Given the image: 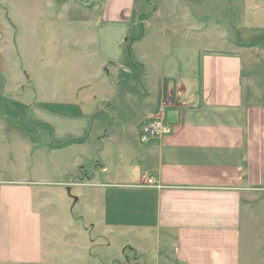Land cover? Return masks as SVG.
<instances>
[{
	"label": "crops",
	"instance_id": "0c3cea01",
	"mask_svg": "<svg viewBox=\"0 0 264 264\" xmlns=\"http://www.w3.org/2000/svg\"><path fill=\"white\" fill-rule=\"evenodd\" d=\"M62 1L64 8L57 14V0H0V264H60L59 248L52 243L60 216L55 198L66 188L68 199L75 197L74 206L81 204L84 211L80 223L65 234L73 245L63 262L105 264L88 254L96 248L106 264H252L245 261L248 233L252 236L255 227L256 237L264 234V212L258 216L255 211L250 221L247 203L257 202L264 192V46L253 56V48L240 44L264 42V34L251 38L247 33L246 39L240 29L231 40L213 31L211 47L200 61L199 22L185 21L187 33L172 40L165 21L156 19L157 9L143 21V34L136 39L130 32L138 21L122 13L116 1L102 2L96 36L85 38L94 49L81 50L100 60L102 75L97 71L100 79L87 75L69 85L75 86L72 94L79 92L77 98L84 92L87 99L81 98L73 116L63 113L71 112L72 105L62 100L51 104L53 114L33 113L32 108L25 114L19 109L25 107L23 94L9 93L39 86L25 66L39 57L41 40L33 27L51 28L45 38L49 58L67 60L72 53L66 14L75 0ZM20 22L28 30H21ZM60 22L68 26V35L56 34ZM143 43L149 54L130 62L127 49L137 56ZM105 65L112 68L103 74ZM114 70L117 78L111 81ZM56 73L49 68V76ZM72 73L71 66L64 69V80ZM55 80L49 79V85L57 86ZM123 86L132 90L121 97ZM93 93L95 102L88 100ZM93 102L99 113L110 110L120 116V109L126 111L128 116L120 120L128 137L116 141L115 130L103 127L96 137L100 160L89 174L84 161L98 113L87 116L83 108ZM143 111L160 113L172 133L140 143L135 124ZM9 113H18V118L9 120ZM24 122L26 127L18 125ZM71 139L78 141L60 145ZM50 140L52 164L34 170L28 151L32 156ZM114 143L125 149L115 164L107 148ZM10 144L16 149L6 155ZM72 147H78L73 158L68 152ZM73 168L79 170V181ZM77 187L83 193L73 196ZM67 220L73 225L77 218ZM93 232L96 238L88 243ZM257 239L264 240V235Z\"/></svg>",
	"mask_w": 264,
	"mask_h": 264
},
{
	"label": "rangeland",
	"instance_id": "374dc122",
	"mask_svg": "<svg viewBox=\"0 0 264 264\" xmlns=\"http://www.w3.org/2000/svg\"><path fill=\"white\" fill-rule=\"evenodd\" d=\"M57 8H55L57 14H61L60 12L63 10L64 5L62 0H57ZM116 1L120 11L122 13H125L127 16H132L133 21H138V25L135 27H132L130 34L133 36H139L141 35L142 31H144V24L143 21L149 17L150 14H153L158 9V15L156 16L157 20H164L167 24L168 32L166 36L168 38H173L172 40H175L176 37H182L184 36L188 30L185 29V21H194L199 22L200 24V30H199V45H200V61H202V58L204 56V53L211 47V36H213V31L216 35L220 36H226L230 35L229 38L233 40L235 36L239 37L240 29H241V35L243 38L247 39V33L248 37L254 38L255 36L263 35L264 34V0H133V2H130V0H114ZM94 0H75L72 3H70L72 6L70 10L68 11L67 18L70 21V35L72 37V53L68 55L67 60L60 59V58H49L48 55V49L46 43V35L49 36L48 29H51L48 26L38 27L37 25L33 27L35 31L39 30V36L41 42L37 44V48L39 49V57L38 58H31L26 61V69L31 74L32 79H37L39 82V86H27L25 89L19 91V89H16V91L9 93L10 96L15 95H22L24 96V99H20L23 101L25 107L19 108L22 111L27 113L32 108L33 113L37 110L42 111V113L46 114H53L49 113L55 109V107L51 104L57 103V101L62 100V103L72 105L70 107V111H64L63 113L66 115H71L77 111L79 107V102L81 101V98L87 99L88 95H84L86 93L82 92V94H79L80 97L77 98V94H72L73 90L70 88H75V86H69L70 84L74 85L80 78L82 79L85 76H92V80H98L100 79L94 75L95 72L98 71V74L96 75H102L101 70L97 69L98 65L100 63V60L90 57V55L87 57L85 53L81 54V50H88L91 51L94 49L95 44L90 42L88 43V38H93L96 36L97 26H95V21L102 19L101 14V5L103 2V5L105 6L108 2H113V0H97V3H94ZM43 9V8H42ZM62 9V10H61ZM140 14V15H139ZM66 18V19H67ZM47 19V17H45ZM65 19V20H66ZM44 20V19H39ZM59 20V19H58ZM62 21V20H61ZM20 29L28 30L26 27L23 26V23L20 22ZM33 24L35 22L33 21ZM60 26H57L55 28V32L61 33V34H67L68 32V26H65L63 22L59 23ZM176 30L174 33L172 30ZM18 28V29H19ZM247 30V32H246ZM38 33V32H36ZM51 35V34H50ZM68 35V34H67ZM24 36V35H23ZM254 36V37H253ZM44 37V38H43ZM160 37L155 39V41H159ZM86 41V43H85ZM94 42V41H93ZM245 43L240 44L241 46H245L251 49L253 56L255 54V50L261 48L264 46V42H249L247 44L249 45H243ZM149 48V45H145L144 43L140 45V49L137 50V56L136 55H129V50L125 52V56L129 58L130 62H134L138 60V58L143 57L145 53L148 55L147 49ZM136 52V51H135ZM23 53H27L26 50L23 51ZM79 55H85L86 57L80 58ZM132 53V51H131ZM250 54V53H249ZM250 56V55H249ZM146 56H144L143 59H145ZM71 63V64H69ZM80 64H84L83 67H81ZM55 67L57 73L54 76H49V68ZM69 66L72 67L73 73L71 76H67L66 80H64V69L68 68ZM103 70V74H105V71L108 72L111 70L112 67H109V65H105ZM25 69V67H24ZM106 69V70H105ZM109 69V70H108ZM69 70V69H68ZM80 71H85L86 73L82 74ZM114 75H110L109 80L112 81V78H117L116 71L114 70ZM23 76V75H22ZM27 77V76H25ZM123 77V76H122ZM157 77V76H156ZM23 78V77H22ZM121 78V77H120ZM154 78V76H153ZM49 79H56L55 83L57 86H55L54 82L52 84L54 86H50ZM29 78H26L25 81L29 83ZM3 83L6 81L5 78L2 80ZM23 82V81H22ZM32 82V81H31ZM155 82V81H154ZM31 84V83H30ZM33 85V84H32ZM11 87V86H10ZM15 88V87H14ZM132 88V87H131ZM129 90H132L130 88L126 87H120L121 91V97L124 96L125 93H127ZM70 97H67V95H70ZM63 98H61V96ZM92 99L89 98L88 100H92L95 102V93L91 94ZM34 97H36V101L40 99L41 102L34 103ZM57 100H54V99ZM32 99V101H30ZM53 99V100H52ZM93 102V104L88 108H82L86 111L85 114L88 116V114L94 115L96 113L97 120L93 124V136L90 139L88 145H87V158L84 162H86L85 165H87V171L88 173L93 172V167L96 164L97 160H100L99 156L97 155V148L100 147L101 142L99 139H97V135L99 131L104 127H108V130H115V134H117L116 141L124 142L125 139L128 137L126 132V127L123 125L121 117L125 116L127 117L128 114L126 111H124V114L122 110H119L120 116L117 112L114 115L111 113L110 110L106 112H100L99 108L96 107V104ZM74 105H77V107H74ZM99 105V103H98ZM147 112V111H146ZM61 113V112H60ZM143 115L139 116V119L137 120L135 126L140 130L141 126L145 123L151 120V118L155 117L154 115L142 112ZM115 116V119H114ZM5 117V115H4ZM11 118H18V113L8 114V119ZM76 120H81L79 118H72ZM18 125H25L24 124H18ZM23 127V126H22ZM51 143L45 144V146H41L39 151L35 152L32 156L30 155L28 151V158L27 162L29 164H33L34 170L37 169L39 166H48L52 164V160L50 159L52 155L48 157V152L50 149L48 147H51V145L54 144L53 140H50ZM38 144V142H37ZM53 147V146H52ZM8 152H6V155H11V153H14L16 146L14 144L8 145ZM78 147H72L70 151H72L71 158L76 155V151ZM109 150H111V154L113 155L114 159L117 157L118 153H124L125 149L124 147H120L114 143V145L107 146ZM35 149V151H36ZM83 149L81 150V152ZM4 154V150H3ZM68 154H66V157ZM82 156V155H81ZM111 159V156L109 157ZM69 160L68 158H66ZM66 160V161H67ZM111 161V160H110ZM116 159L114 164L116 163ZM4 163V161H3ZM113 164V165H114ZM17 165V163H16ZM20 167V166H19ZM81 167H78L80 169ZM74 169V168H73ZM74 169L73 171V178L76 177L74 180H78L79 176V170ZM79 187H77V190H74L72 195H80L83 193L82 190H78ZM67 191V193H66ZM66 194V195H65ZM70 193L68 192V188L66 190H63L62 193L58 194L55 198V204L57 210L60 212L59 219L56 221L55 225L57 228V235L53 237L52 243L56 244L59 248L58 254L60 259V264H68L67 262H63L62 258L66 252L67 247H69L71 244L65 240V234L68 231V229L75 228L80 223L79 214L83 213L84 208L81 204H75V197L68 199ZM68 196V197H67ZM64 197L66 199H64ZM248 216L249 220L254 222L253 214L256 211L257 215L260 216L261 211L264 212V192L263 195L260 197V199L257 200V202H252L249 200L248 202ZM73 205V207H71ZM73 216V218H77L75 223L73 225H70L68 223L67 217ZM88 216H90V212L88 209ZM89 220H86L85 224L88 226ZM264 230V229H263ZM253 234L252 236L248 233V252L245 253L246 262H251L252 264H264V240H258L263 238L262 236L255 235V227H253ZM83 237V236H82ZM85 237V235H84ZM88 243L91 238H96V235L89 234L88 233ZM101 241L106 242L105 239H101ZM69 244V245H67ZM103 244V243H102ZM73 245V244H72ZM72 245L70 247H72ZM246 247V246H245ZM89 253H93L94 256H97L100 261H103L105 264L106 262L102 259L101 253L98 251V249H90L88 251ZM88 260V259H87ZM95 261H93L94 263ZM87 264H90L88 262ZM92 264V263H91Z\"/></svg>",
	"mask_w": 264,
	"mask_h": 264
},
{
	"label": "built area",
	"instance_id": "2783aa9c",
	"mask_svg": "<svg viewBox=\"0 0 264 264\" xmlns=\"http://www.w3.org/2000/svg\"><path fill=\"white\" fill-rule=\"evenodd\" d=\"M166 103L163 101L160 108H165ZM172 125L165 120V118L160 115H156L153 119L145 122L139 132V141L140 143H148L152 140L162 139L163 137L172 133ZM1 171H0V183H1ZM149 184L154 183L153 178L148 179Z\"/></svg>",
	"mask_w": 264,
	"mask_h": 264
},
{
	"label": "trees",
	"instance_id": "16d2710c",
	"mask_svg": "<svg viewBox=\"0 0 264 264\" xmlns=\"http://www.w3.org/2000/svg\"><path fill=\"white\" fill-rule=\"evenodd\" d=\"M142 34H143V31H142L141 35L136 36V39H139L142 36ZM243 45H249V44L245 43ZM77 141L78 140H76V139H71V140H68V141L64 142L63 144H60V145H68V144H71V143H74V142H77Z\"/></svg>",
	"mask_w": 264,
	"mask_h": 264
},
{
	"label": "bare ground",
	"instance_id": "6f19581e",
	"mask_svg": "<svg viewBox=\"0 0 264 264\" xmlns=\"http://www.w3.org/2000/svg\"><path fill=\"white\" fill-rule=\"evenodd\" d=\"M140 15V14H139Z\"/></svg>",
	"mask_w": 264,
	"mask_h": 264
}]
</instances>
